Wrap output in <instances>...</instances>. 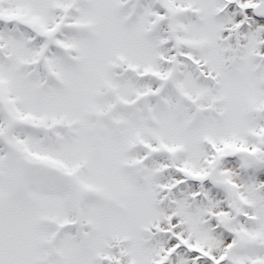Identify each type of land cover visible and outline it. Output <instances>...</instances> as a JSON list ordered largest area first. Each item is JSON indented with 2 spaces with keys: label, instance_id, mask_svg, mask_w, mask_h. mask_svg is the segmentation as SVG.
Wrapping results in <instances>:
<instances>
[{
  "label": "snow or ice",
  "instance_id": "6c2138e0",
  "mask_svg": "<svg viewBox=\"0 0 264 264\" xmlns=\"http://www.w3.org/2000/svg\"><path fill=\"white\" fill-rule=\"evenodd\" d=\"M0 264H264V0H0Z\"/></svg>",
  "mask_w": 264,
  "mask_h": 264
}]
</instances>
